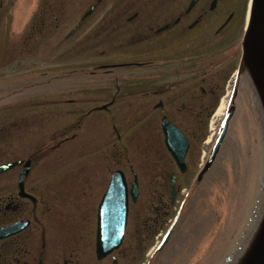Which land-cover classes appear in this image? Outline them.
<instances>
[{"label": "rangeland", "instance_id": "1", "mask_svg": "<svg viewBox=\"0 0 264 264\" xmlns=\"http://www.w3.org/2000/svg\"><path fill=\"white\" fill-rule=\"evenodd\" d=\"M20 1L15 9L25 5ZM9 19L10 11L0 12V46L3 43L4 49L11 48ZM76 19L69 21L65 32ZM55 39L54 34L49 38L54 45ZM65 43L69 47L70 41ZM83 49L79 47L77 54H10V59L6 60L2 57L6 54H0V105H4L0 106V135L4 139L0 140V144L9 154L0 155V160L1 157L15 159L31 155V183L38 184V191L40 188L46 191L50 205V211L41 219L48 232L47 241L82 243L80 235L85 229L94 226L96 208L111 172L121 168L129 183L133 173L137 174L139 181L138 199L129 205L125 245L140 243L144 216L153 215V210L162 205L164 207L159 210L168 212L160 221L158 229L143 241L142 251L135 264H147L149 261V264H237L255 239L259 227V217L256 218L255 212L263 190L264 115L257 95L252 100L250 94L240 87L231 99L236 109L223 145L210 169L199 178L197 175L218 133L220 117L225 113L227 104L218 112L216 107L220 98L215 97L214 110L210 113L212 120L208 118L210 121L203 124L184 122L177 113L172 114L187 135L195 131L186 156L188 171L180 174L162 143L159 118L153 122H131L129 120L133 121L136 114L132 109H124L126 106L118 108L119 116L115 123V119L112 120L111 127L105 122L104 113L93 114L85 117L79 128H75L80 130L75 139L63 142L59 140L71 136L75 130L69 128L71 122L78 120L71 113V106H65L63 116H47L41 125L39 119L33 121L35 114L56 109L51 104H48L51 108L26 106L25 84L30 79H40L41 71L50 76L57 71L65 73L99 62L137 60L135 56L111 59L116 58L113 54H109L111 58L92 56L90 50L81 52ZM150 56L147 54L145 58L150 59ZM234 63L232 70L237 60ZM119 72L133 73L128 69ZM101 74L91 76L84 71H77L70 79L65 77V80H60L52 87L48 85V90L38 87L36 91L40 92L41 97L59 86L55 92L73 90L80 97L91 95L96 92L94 88L107 86L114 80L111 76ZM125 80L123 78L120 82ZM230 83L218 95L220 97L224 93L226 102L225 94L228 90L232 91L228 89ZM12 92H19L13 95L19 105L11 110V103L10 107L6 105L12 101ZM97 92L109 91L98 88ZM110 108L113 111L117 107L112 105ZM13 123L15 125L11 126ZM112 125L120 133L119 140ZM108 131L112 137L109 152L103 144L107 135L109 138ZM52 138L55 144H60L56 149H47L45 142ZM113 143L118 145L117 148H114ZM171 171L177 175L178 190L173 203H170L168 180ZM5 185L0 184V187ZM178 210L181 213L166 246L160 254L146 261L147 253L159 241L160 233L166 231ZM37 213L39 217V210ZM31 230L34 231V225ZM30 242H39L37 235L31 237ZM122 263L129 264L128 261Z\"/></svg>", "mask_w": 264, "mask_h": 264}, {"label": "flooded vegetation", "instance_id": "2", "mask_svg": "<svg viewBox=\"0 0 264 264\" xmlns=\"http://www.w3.org/2000/svg\"><path fill=\"white\" fill-rule=\"evenodd\" d=\"M17 1L0 0V12L11 11L14 18L11 54H77L76 49L84 47L81 52L90 50L91 54H106L109 58L108 54H113L116 58L111 59L137 58L106 61L88 71V75L102 73L114 80L107 86L94 88L96 92L91 95L67 100L79 101L85 105L83 107L93 104L88 110H78L82 114L77 116L74 129L79 128L85 117L102 111L105 122L111 126L122 106L132 109L136 122H153L157 118L161 120L162 116L175 121L173 113L184 122H207L215 97L225 89L232 66L241 53L248 5V0H87L86 6L67 10L64 0H22L25 5L19 11L15 9ZM75 17L78 19L65 32L69 21ZM49 34V38L55 35V45L49 40ZM65 41H70L69 47H65ZM4 53L6 51L0 50V54ZM147 54H151L150 59L145 58ZM102 65L105 67L100 68ZM125 66L137 68L130 74L117 71ZM61 73L57 71L47 76L41 71L40 79H30L25 84L26 106L55 102L56 114L60 115L62 93L58 90L55 98L53 94L48 98V94L40 97L36 90L38 87L48 90L49 83L59 82ZM123 78L125 82H120ZM98 88L109 92H97ZM102 105L106 107L99 109ZM112 105H116V110L112 111ZM47 112L34 116H46ZM78 133L75 129L72 139ZM68 139L62 138L60 142ZM109 143L111 137L104 141L107 152L110 151ZM5 152L4 145L0 144V155ZM3 159L0 164L5 162ZM22 169L23 163L0 173V184H6L0 187V228L27 221L23 229L0 238V264H113L114 259L120 264L119 261L126 260L136 263L137 253L125 243L113 253L97 259L95 226L81 233L82 243H49L48 232L41 222L50 211L48 196L41 188L38 191V184L31 183L32 164L20 192ZM165 214L156 209L153 215L144 216L142 223L147 225L144 229L150 232V224H157ZM33 225L34 231L31 230ZM35 235L39 242H30Z\"/></svg>", "mask_w": 264, "mask_h": 264}, {"label": "water", "instance_id": "3", "mask_svg": "<svg viewBox=\"0 0 264 264\" xmlns=\"http://www.w3.org/2000/svg\"><path fill=\"white\" fill-rule=\"evenodd\" d=\"M243 58L245 60L244 66L248 68L252 80L255 83L256 90L264 104V0H252L251 2L249 20L244 36ZM233 109L234 106L229 108V111L222 122L221 129L205 164V169L211 165L219 146L223 141ZM161 127L167 149L171 153L179 170L185 172L186 166L184 157L188 148L187 140L179 128L166 118L162 119ZM28 163L29 160L26 162L25 167L21 172L20 179L25 175ZM11 165H13V163L1 165L0 172L11 167ZM173 180L174 177L172 176V196L175 194ZM129 193L134 200L137 194L136 180L132 183ZM127 211L128 191L124 174L122 171L116 170L112 174L98 209L97 257H103L113 249L117 248L121 243L126 225ZM24 224L26 223H22L21 225ZM15 226L16 224L14 226L10 225L1 228L0 237L9 235L21 228L19 225L15 230L11 228H14ZM172 226L173 224L163 236L158 246L159 249L168 240ZM238 264H264V216L255 239L251 243L249 249L243 254Z\"/></svg>", "mask_w": 264, "mask_h": 264}, {"label": "bare ground", "instance_id": "4", "mask_svg": "<svg viewBox=\"0 0 264 264\" xmlns=\"http://www.w3.org/2000/svg\"><path fill=\"white\" fill-rule=\"evenodd\" d=\"M223 105H224V102H223ZM263 111H264V108H263ZM262 182H263L262 183L263 190H262V193H261V201L259 202V206H258V208L256 209V212H255L256 218H258V216L260 215V208H261V205H262L263 200H264V168H263V173H262Z\"/></svg>", "mask_w": 264, "mask_h": 264}]
</instances>
